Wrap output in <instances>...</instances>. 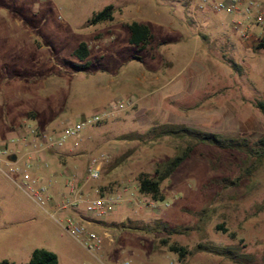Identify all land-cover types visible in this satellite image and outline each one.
Returning <instances> with one entry per match:
<instances>
[{
    "label": "rangeland",
    "instance_id": "1",
    "mask_svg": "<svg viewBox=\"0 0 264 264\" xmlns=\"http://www.w3.org/2000/svg\"><path fill=\"white\" fill-rule=\"evenodd\" d=\"M185 4L195 7L193 0H0V33L16 34L7 41L13 43L9 52H17L8 62L17 72L0 80L5 98L0 105V143L16 132L30 110L36 115L25 126L56 136L119 100L133 101L98 123L85 124L44 159L33 157L28 168L32 186L46 185L57 201L67 194L73 174L84 199L121 193L114 209L92 224L99 232L109 231L113 240L106 238L99 252H87L65 231L66 215L37 204L5 175L0 162V261L25 264L34 249L43 248L56 254L58 264H264V156L245 152L255 151L264 135V117L254 105L264 100V48H258L264 42V25L196 8L197 21H190ZM107 5L113 6V19L90 24L93 14ZM133 21L147 25L154 38L167 37L172 26L189 33L185 40L162 44L160 48L169 51L164 54L159 48L154 64L161 66L168 58L172 65L167 73L175 75L184 90L190 73L213 76L208 66L219 77L210 78L215 95L188 98L176 104L174 112L205 111L210 117L195 126L247 144L244 150L198 144L161 182L164 199L156 207L138 192L137 177L153 175L180 153L182 144L169 136L155 137L164 126L130 120L137 109L132 92L146 93L125 77L144 69L134 59L125 61L140 53L129 43L127 26ZM226 40L234 46H221ZM81 43L89 52L84 59L74 53ZM5 119L16 127L7 131ZM8 145L12 152L19 149L18 163H23L20 156L30 146L22 141ZM100 154L109 157L99 177L88 179L87 164ZM35 166L43 174L38 175ZM54 176H60L57 184ZM83 208L82 204L78 214L89 218ZM171 244L183 247V256L170 251ZM199 245L227 248L230 253H210Z\"/></svg>",
    "mask_w": 264,
    "mask_h": 264
},
{
    "label": "built area",
    "instance_id": "2",
    "mask_svg": "<svg viewBox=\"0 0 264 264\" xmlns=\"http://www.w3.org/2000/svg\"><path fill=\"white\" fill-rule=\"evenodd\" d=\"M197 10H210L236 14L241 18H247L250 23L259 26L264 25V0H193ZM239 24V23H237ZM247 34L244 33L243 37ZM133 105L132 100H119L113 103L107 111L96 113L86 121L75 122L73 126H68L62 133L53 136L49 133L42 132L37 128L26 127L24 132L16 136L8 138L3 146L0 147V162L5 164L4 173L14 183L25 189L29 196L40 206L49 205L54 209L55 213H63L66 215L63 227L65 231L70 234L77 242L89 253L99 252L106 238L113 240L110 232L104 230L102 232L93 228L92 224L96 219H99L103 214L114 209L116 201L121 200V193L113 197H96L92 199H84L77 189L75 183V175H72V181L67 183V194L60 200H55L47 191V186L40 184L33 187L35 182L31 179L28 170L30 160L38 156L41 159L45 158L46 153L61 149L68 137H76L79 131L85 124H95L104 119L105 116L113 114L116 111L124 110ZM16 141L25 142L30 146L22 159L23 163H18V159L10 160V151L7 149V144ZM4 157V158H2ZM108 154H100L93 156L86 167L85 173L88 179H97L103 162L108 159ZM18 178L21 181H18ZM156 202L152 200L148 204L151 207H156ZM83 204V212L89 218H83L78 214L79 207ZM91 214V215H89ZM121 264H129V261H123Z\"/></svg>",
    "mask_w": 264,
    "mask_h": 264
},
{
    "label": "crops",
    "instance_id": "3",
    "mask_svg": "<svg viewBox=\"0 0 264 264\" xmlns=\"http://www.w3.org/2000/svg\"><path fill=\"white\" fill-rule=\"evenodd\" d=\"M184 7L187 10L186 19L190 21H197V17H196L197 10L193 6V4L192 6L185 4ZM139 12H141V10H139ZM172 27L168 28L169 30L167 37L157 36L156 38H154L153 34L149 29L151 33V39L149 40L145 48L141 51H138L137 53L140 52L139 54L131 55V57H128L125 60L127 61L134 59L138 61L140 65L143 66L144 69L141 70L140 68H138V71L134 70L135 73L129 71L125 77L131 80L130 84L132 86H136L137 88H142V89L144 88L146 90V93L140 92L141 95L143 94L142 96H140V94L137 95L132 92L133 95L132 98L135 99V102L137 104V109L133 111V115L131 116L130 120L137 123V125H144V126L154 125L158 127L166 126V125H184L189 128H194L203 131V129L195 126V123L198 124L201 122L204 123L205 122L204 120L205 119L208 120L210 114H206L205 111L191 112L189 114L186 113L181 114L178 112H174L175 110L174 108L176 104L180 102L187 103L190 100L188 98H193L196 96L199 97L211 96L213 93L210 92V88L212 87V82L210 78L211 79L218 78L219 75H217L216 70H214V68L211 66L207 67V70L209 69L210 71L213 72V76H211L210 78H208L209 76L206 75H198L196 73L195 74L190 73L189 76L187 77L189 82L188 89L184 90L182 89V85L180 83L175 82V80L177 79L175 75L174 76L168 75L167 70H169L168 68H170V66L172 65V62H170L168 58H166L164 64H162L161 66L154 64V61L156 60L157 57V53L159 51L158 49L162 44H172L188 38L189 33L187 31ZM15 36L16 34L14 33H0V63L5 67V73L0 75L1 81H6L11 76L10 73L14 74L15 72H17V68L15 67L16 65H10L8 63L10 60H12L11 57L14 58L15 56H17V52H14L15 54L13 52H9L11 51L10 49H12L13 43L7 41L15 38ZM220 45L221 46L227 45L229 48L234 46L229 40H226L224 43H221ZM167 49L164 48V50H162L160 48L161 52H164V54L169 51ZM147 50H150L151 52L147 53ZM174 53L178 54V51H175ZM124 63L125 62H123L122 64ZM125 81L126 80L124 79L121 82H125ZM2 94L3 92L0 91V105L5 102V98ZM24 115L25 118L21 121V123L18 124L19 127L16 129V132L9 134L7 139L24 132L27 119H34L36 114L34 111L30 110L26 112V114ZM5 124H6L5 129H7V131H11L16 127V125L7 123L6 119H5ZM1 146H3V143H0V147ZM7 149L11 153L10 156L13 154L17 156L19 149L16 152H12L8 144H7ZM25 153L26 152H23L20 157H22V155H24ZM35 167H36L35 171L37 172L38 175H40L42 173L41 169L37 168V166ZM53 179H54V184H57L59 182L60 176L58 178L54 176Z\"/></svg>",
    "mask_w": 264,
    "mask_h": 264
},
{
    "label": "trees",
    "instance_id": "4",
    "mask_svg": "<svg viewBox=\"0 0 264 264\" xmlns=\"http://www.w3.org/2000/svg\"><path fill=\"white\" fill-rule=\"evenodd\" d=\"M112 9V5L105 6L102 10L93 14L89 20V23L94 25L104 21H111L113 19ZM127 27L130 34L129 43L136 46L138 51L143 50L151 39L149 28L146 25L136 21L129 23ZM258 48H264V42H261ZM74 53L81 59L86 58L89 54L84 43H81ZM87 65L88 63L82 64L80 67ZM254 105L264 117V100H258ZM166 136L178 139L180 141L182 144L180 153L166 161L161 169L155 170L153 175L141 173L137 177L138 192L141 195L149 196L154 201H162L164 199L160 188L161 182L169 178L180 168L186 159L191 156L192 151L198 144L212 146L222 150H244L247 147V144L244 140H238L237 138L233 137H224L217 133L201 131L186 127L184 125H166L155 134V137L157 138ZM256 147L257 149L253 152L247 149L245 152H247L249 155H255L256 157L264 156V135L256 142ZM122 226L126 227L125 225ZM218 229H222L221 226H218ZM170 231L172 230H166L168 233H171ZM198 247L203 251L215 254L224 255L226 253H230V250L227 248H218L211 245H199ZM169 250L178 253L180 256H183L185 253L183 247L174 244L169 245ZM0 264L15 263L3 259L0 261ZM25 264H58V258L55 253L49 250L36 248L31 252L30 258Z\"/></svg>",
    "mask_w": 264,
    "mask_h": 264
},
{
    "label": "water",
    "instance_id": "5",
    "mask_svg": "<svg viewBox=\"0 0 264 264\" xmlns=\"http://www.w3.org/2000/svg\"><path fill=\"white\" fill-rule=\"evenodd\" d=\"M15 159H16V155L13 154L10 156V160L14 161Z\"/></svg>",
    "mask_w": 264,
    "mask_h": 264
}]
</instances>
